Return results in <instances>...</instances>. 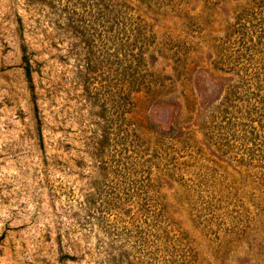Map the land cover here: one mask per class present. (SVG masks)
Instances as JSON below:
<instances>
[{"label": "rangeland", "instance_id": "1", "mask_svg": "<svg viewBox=\"0 0 264 264\" xmlns=\"http://www.w3.org/2000/svg\"><path fill=\"white\" fill-rule=\"evenodd\" d=\"M0 264H264V0H0Z\"/></svg>", "mask_w": 264, "mask_h": 264}, {"label": "trees", "instance_id": "2", "mask_svg": "<svg viewBox=\"0 0 264 264\" xmlns=\"http://www.w3.org/2000/svg\"><path fill=\"white\" fill-rule=\"evenodd\" d=\"M26 75H27L28 80L32 82V70H31V65L29 62H27Z\"/></svg>", "mask_w": 264, "mask_h": 264}]
</instances>
